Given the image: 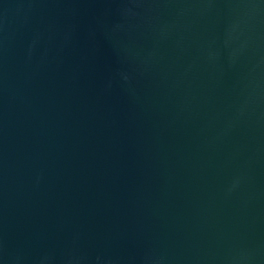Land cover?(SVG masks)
I'll return each instance as SVG.
<instances>
[{
    "label": "water",
    "instance_id": "95a60500",
    "mask_svg": "<svg viewBox=\"0 0 264 264\" xmlns=\"http://www.w3.org/2000/svg\"><path fill=\"white\" fill-rule=\"evenodd\" d=\"M0 264H264V0H0Z\"/></svg>",
    "mask_w": 264,
    "mask_h": 264
}]
</instances>
